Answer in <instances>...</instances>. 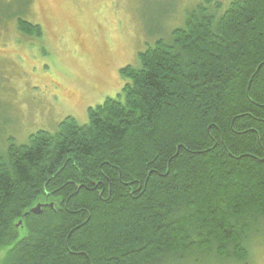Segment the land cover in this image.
<instances>
[{
  "label": "trees",
  "instance_id": "1",
  "mask_svg": "<svg viewBox=\"0 0 264 264\" xmlns=\"http://www.w3.org/2000/svg\"><path fill=\"white\" fill-rule=\"evenodd\" d=\"M138 58L86 123L0 151V264H245L264 234V0H202Z\"/></svg>",
  "mask_w": 264,
  "mask_h": 264
},
{
  "label": "rangeland",
  "instance_id": "2",
  "mask_svg": "<svg viewBox=\"0 0 264 264\" xmlns=\"http://www.w3.org/2000/svg\"><path fill=\"white\" fill-rule=\"evenodd\" d=\"M201 1L0 0V151L38 130L53 132L67 116L86 123L89 107L115 97L129 81L120 69L138 67V53L156 39L169 41ZM15 14L39 33L23 34ZM256 237L249 239L245 264H264V234Z\"/></svg>",
  "mask_w": 264,
  "mask_h": 264
},
{
  "label": "water",
  "instance_id": "3",
  "mask_svg": "<svg viewBox=\"0 0 264 264\" xmlns=\"http://www.w3.org/2000/svg\"><path fill=\"white\" fill-rule=\"evenodd\" d=\"M42 206H43V204H39L38 203L35 206L31 207L30 210H29V212L34 213V214H40L41 211H42ZM49 206L51 207L52 204H49Z\"/></svg>",
  "mask_w": 264,
  "mask_h": 264
}]
</instances>
